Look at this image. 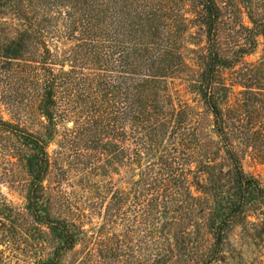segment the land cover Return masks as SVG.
I'll list each match as a JSON object with an SVG mask.
<instances>
[{"label":"rangeland","instance_id":"1","mask_svg":"<svg viewBox=\"0 0 264 264\" xmlns=\"http://www.w3.org/2000/svg\"><path fill=\"white\" fill-rule=\"evenodd\" d=\"M8 1L10 7L0 6V42L21 31L30 39L22 59L10 64L0 59V117L42 133L45 120L37 110L40 90L34 77L36 61L47 56V48L49 57L58 63L56 68L64 60L63 70L74 69L72 97L58 100L60 115L47 145L50 165L42 181V200L48 212L80 229L77 243L62 253L59 264H193L191 259L196 254L209 253L213 236L204 220L195 217L200 218L201 208L209 207L208 200L202 188L195 186V178L204 183L206 174L197 168L208 157L222 161L224 154L213 129L212 114L185 80L187 74L198 70L197 57L205 53L206 47L198 0H155L165 10L174 8L184 13L185 28L181 27L177 40L183 61L191 68L170 83L180 104L189 110L186 126L193 140L186 141L181 152H176L180 160L177 173L184 184L173 193L179 202L177 213L163 234L158 211L153 202H148L153 192L142 191L141 184H134L151 159L144 153L137 163L131 123L124 120L122 113L114 112L124 106L123 95L107 102L95 90L93 80L91 90L82 86L81 78L98 72V65L78 53V45L83 43L80 30L69 32L67 14L78 11L73 7L75 2ZM215 1L226 11L217 27L219 48L230 57L238 46L246 44L243 34L237 37L238 32L231 33L232 28L249 25L242 3L245 0ZM254 4L256 14L263 18L264 0H254ZM222 78L229 88L219 100L226 133L244 173L264 189L263 37H257L252 53L223 69ZM10 144L0 136V264H46L56 241L44 225L35 223L27 213L30 177ZM223 180L225 194L230 182ZM196 229L199 231L195 233ZM173 234L175 239L179 234V246L192 242L186 245L184 254H179L180 249L174 245ZM164 248H175L177 253L166 263L162 259ZM212 264H264L263 197L253 199L240 222L231 223Z\"/></svg>","mask_w":264,"mask_h":264},{"label":"trees","instance_id":"2","mask_svg":"<svg viewBox=\"0 0 264 264\" xmlns=\"http://www.w3.org/2000/svg\"><path fill=\"white\" fill-rule=\"evenodd\" d=\"M73 2V7L78 11L67 14L71 26L69 32L73 34L80 30L83 43L78 45V53L85 60L89 59L98 65V72L82 76V86L91 90L93 80L95 90L107 102L123 95L124 106L114 112L122 113L124 120L131 123L133 142L137 147L134 151L137 163L140 164V157L144 153L151 159L146 170L141 171V178L134 184H141L142 191L153 192V198L148 202H153L158 211L163 234L177 213L178 201L173 193L184 184L177 173L180 160L176 152H181L186 141L193 140V134L187 131L186 126L190 120L189 110L180 104L177 94L170 88L172 78L178 77L185 69L191 70L183 61L177 40L181 27L185 28V15L180 11L175 12L174 8L165 10L155 0ZM8 3V0H0V6L10 7ZM242 3L247 9L249 25L239 24L242 26L232 28L231 33L238 32L237 37L243 34L246 44L238 46L232 56L228 57L222 54L217 38L218 22L226 11H222L215 0H198L206 47L205 53L197 57L198 70L192 75L187 74L185 80L191 92L201 98L212 114L213 129L218 135L224 158L217 161L215 157H208V160L202 161L201 168H197L199 173L206 174V178L201 183L196 177L195 186L202 188L209 207L201 208L200 218L197 215L195 217L204 220L214 242L209 253L201 252L191 259L193 264H212L231 223L243 219L246 208L254 198H264V189L242 170L238 155L226 133L219 104L229 89L223 82L222 70L233 67L242 55L252 53L257 46L258 36L264 39V17L256 14L254 0ZM29 39L30 35L21 31L14 38L0 42V59L7 64L22 59L28 51ZM45 52L47 56L43 55L42 60L36 61L37 71L34 72L35 83H38L40 90L37 110L45 120L43 132L29 131L0 117V136L11 143V150L30 177L26 194L27 213L35 223L44 225L56 241L46 264H59L62 253L71 250L77 243L80 229L65 218L52 216L48 212L42 200V181L50 165L47 145L60 115L58 100L60 97V101L72 97L70 86L74 69L63 70L64 60L60 62V68H56L58 63L49 57L47 48ZM223 178L230 182V190L225 194ZM192 198L198 200L195 196ZM197 231L199 229L195 233ZM178 235L175 239L173 234L174 245L180 249L179 254H184L186 245L192 242L189 240L179 246ZM175 250L164 248V263L171 256L177 255Z\"/></svg>","mask_w":264,"mask_h":264}]
</instances>
